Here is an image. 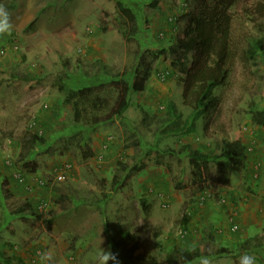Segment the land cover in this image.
<instances>
[{"label":"rangeland","instance_id":"obj_1","mask_svg":"<svg viewBox=\"0 0 264 264\" xmlns=\"http://www.w3.org/2000/svg\"><path fill=\"white\" fill-rule=\"evenodd\" d=\"M152 1L0 0L13 23L12 34L0 37V264L4 258L39 264L36 252L48 250L51 264H95L101 247L114 252L110 237L118 225L134 236L132 264H170L179 250H200L214 264H235L249 253L264 264V129L252 120L264 111V0H240L232 9L234 33L246 39L242 50L252 47L251 38L261 39L259 54L239 58L229 84L214 90L215 106L192 126V109L184 105L185 75L173 62L188 16L204 0H158L147 25L144 6ZM121 5L134 11L136 28ZM139 65L151 69L150 79L145 91L131 94L124 118L80 133L60 87L131 79ZM171 104L181 119H172ZM34 117L47 148L24 167L18 159L23 140L35 132L29 129ZM132 133L142 144L139 155L125 148ZM109 136L114 142L103 153ZM218 140L230 142V156L220 154ZM250 142L254 151L248 154ZM199 151L218 158L201 161L198 169L192 154ZM182 152L189 154L184 160ZM67 162L75 171L56 183L54 170ZM16 173L47 185L29 194ZM204 190L212 198L200 206ZM41 202L55 216L49 224L50 215L38 212ZM24 203L33 215L7 217L9 207ZM232 220L240 231H231ZM183 228L186 238L178 234ZM235 240L241 247L232 250Z\"/></svg>","mask_w":264,"mask_h":264},{"label":"trees","instance_id":"obj_2","mask_svg":"<svg viewBox=\"0 0 264 264\" xmlns=\"http://www.w3.org/2000/svg\"><path fill=\"white\" fill-rule=\"evenodd\" d=\"M239 1L204 0L202 6L191 11L188 16L189 25L184 38L179 42L180 54L173 65L180 67L181 73L185 75L182 78L184 105L192 109L191 126L215 106L217 99L213 97V92L215 89L229 84L239 58L245 55V59L246 57L250 59L259 54L258 49L263 42L261 39L254 40L251 38L253 40L252 47L248 50H242V41H246V39H240L234 33L232 9ZM159 6L158 0H153L144 6V17L147 25ZM120 10L128 22L136 28L138 19L134 11L124 5L120 6ZM150 74L151 69L149 67L139 65L131 79H115L110 83L86 85L78 89L61 86L60 91L65 94V100L70 104L73 113L72 125L77 129L80 128V133L88 128L87 133H89L90 130H96L98 127L109 125L116 119L124 118L126 111L130 108L131 94L145 91V84L150 79ZM110 88L115 90L113 91L115 98L111 99L107 96ZM169 114L172 119L179 120L182 118L180 114H176L175 104H171L169 107ZM85 120H87V124ZM252 120L256 126L264 129V111L255 112ZM37 121L39 126L38 118ZM25 140H23L24 144H22V151L18 159V163L24 167H26L27 162L33 160L38 151L47 148L45 138L43 135L38 136L37 131L30 134ZM141 145V141L135 133L127 136L126 149H133L134 153L139 155ZM217 147L221 155L230 156L232 153V146L228 140H218ZM217 156L216 153L211 158L202 156L199 151L192 154V159L195 167L199 169L201 168V161L207 163L208 160H217ZM127 171V167L122 168V173ZM119 183L120 181L116 182L117 185ZM6 192L11 195L9 191L6 190ZM11 197L7 196L8 199H12ZM8 212L7 217L10 216L15 219L22 216L30 217L35 211L28 203H24L16 208L9 207ZM48 215L50 217L47 218L46 222L49 224L55 216L51 213ZM113 229L110 244L114 252L119 254L118 258L124 264H132L130 259L134 252L130 246L134 238L133 234L122 225L115 226ZM37 253L36 257H38ZM0 254L3 255V252ZM201 256L204 255L200 250L191 252L179 250L170 260V264H192ZM4 262L11 264L8 258L6 260L4 258Z\"/></svg>","mask_w":264,"mask_h":264},{"label":"built area","instance_id":"obj_3","mask_svg":"<svg viewBox=\"0 0 264 264\" xmlns=\"http://www.w3.org/2000/svg\"><path fill=\"white\" fill-rule=\"evenodd\" d=\"M15 49H18V46L15 47ZM159 77H161V79L164 81L165 80V75L161 74ZM45 108H48V105L45 106ZM39 128V129H37ZM29 129L32 131H37L38 136H42L43 135V131L40 129V127L38 126V121L37 118L34 117L30 123H29ZM114 142V138L112 136H109L108 138H106L105 140V144L103 145L102 149H103V153L104 151H107L110 147V145ZM254 151V143L250 142L248 149H247V153L251 154ZM103 159V154L100 155V160ZM8 166H11V162L8 161L7 162ZM75 171L74 165L71 163H64L61 166H59L58 168H56L53 172V179L56 183H64L66 182L70 175ZM15 179L17 180V182L22 185L25 188V191L29 194H33L35 192L36 188H44L47 185V182L41 178H36L35 179V183L32 184V182H29L27 177L23 174V173H16L15 174ZM152 192V191H151ZM158 195V197L160 198H166V196L163 193H156ZM212 198V193L209 190H204L201 192L200 197H199V205L200 206H205L206 203L209 202V200ZM170 205V201L168 200L167 202H165L163 204L164 208H168ZM38 212L40 214H44L47 213L48 214V204L47 202H41L38 207ZM46 214V215H47ZM233 222V220H232ZM241 226L234 223L232 224L231 227V231L233 233L240 231ZM179 236L182 238H186V236L188 235V230L186 229H181L179 230ZM18 248V247H16ZM39 253V252H38Z\"/></svg>","mask_w":264,"mask_h":264},{"label":"clouds","instance_id":"obj_4","mask_svg":"<svg viewBox=\"0 0 264 264\" xmlns=\"http://www.w3.org/2000/svg\"><path fill=\"white\" fill-rule=\"evenodd\" d=\"M13 23L11 16L7 9L0 5V37L8 36L12 34ZM39 264H51L53 261V253L48 251H42L37 253ZM119 254L112 252L110 249L105 250L102 247L95 252L93 257L95 264H121L118 258ZM196 264H214L213 258L209 255L201 256L197 259ZM239 264H256L255 255L244 253L239 258Z\"/></svg>","mask_w":264,"mask_h":264},{"label":"crops","instance_id":"obj_5","mask_svg":"<svg viewBox=\"0 0 264 264\" xmlns=\"http://www.w3.org/2000/svg\"><path fill=\"white\" fill-rule=\"evenodd\" d=\"M175 106H176V105H175ZM177 107H178V106H176V109H177ZM207 140L210 141L211 139L208 138ZM208 144H209V143H208ZM208 144H207V145H208ZM208 146H209V145H208ZM185 154L189 155L188 153H183V152H182L181 155H180V156L178 155V156H179L182 160H184V159L186 158ZM249 219H250V221H253V219H251V218H249ZM254 219L256 220V218H254ZM254 222H256V221H254ZM238 247H241V244H240V242H239L238 240H235V241L232 243V245H231V249L234 250V249H237ZM235 264H239V262H238V263L236 262Z\"/></svg>","mask_w":264,"mask_h":264}]
</instances>
